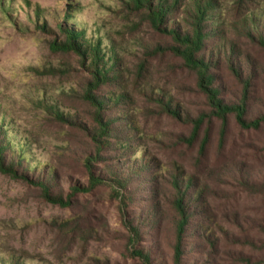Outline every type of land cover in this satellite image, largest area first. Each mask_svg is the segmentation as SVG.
I'll use <instances>...</instances> for the list:
<instances>
[{
  "label": "rangeland",
  "instance_id": "1",
  "mask_svg": "<svg viewBox=\"0 0 264 264\" xmlns=\"http://www.w3.org/2000/svg\"><path fill=\"white\" fill-rule=\"evenodd\" d=\"M73 1L77 28L116 46L117 83L128 98L104 110L85 97L93 81L88 59L60 47L69 38L67 0H0V258L172 264L179 219L173 203L185 193L181 264H264V195L243 188L264 174V126L241 130L232 117L211 115L194 71L168 51L170 39L141 6ZM216 1L226 33L264 66V48L242 36L249 12L264 14V0ZM255 82L261 102H249L248 118L264 114V76ZM224 86L220 97L236 101V83L226 76ZM109 87L92 93L107 98ZM157 89L181 116L161 110L149 96ZM98 111L111 115L113 128L101 149L90 134ZM133 155L137 170L128 161ZM10 165L13 171L4 170ZM27 165L40 168L28 172ZM91 173L105 180L91 183ZM56 194L60 201L52 200Z\"/></svg>",
  "mask_w": 264,
  "mask_h": 264
},
{
  "label": "trees",
  "instance_id": "2",
  "mask_svg": "<svg viewBox=\"0 0 264 264\" xmlns=\"http://www.w3.org/2000/svg\"><path fill=\"white\" fill-rule=\"evenodd\" d=\"M240 1L235 0L236 3ZM67 2L69 4L70 10L68 14L70 16L66 17V19L64 18L63 20L65 21L63 22L65 23V30L69 34V38L66 43H61L60 47L66 51L79 52L84 58L88 59V70L92 72L91 78L93 81L90 83L91 87L85 88V97L97 104L101 109L104 108V110L105 106L120 104L128 96L125 91H122L124 86L117 83L118 79L121 78V69L119 68V56L116 53V46L111 42L109 47H107L106 43L110 42V40L102 39L99 32L96 34V38L91 37L88 39L85 29L79 30L77 28L79 24L70 12L77 8V3L75 4L73 0H67ZM131 3L135 7L141 6L153 26L161 32V35H165L170 39V45L167 47L168 51L178 56L186 66L194 71L196 86L202 92L205 104L211 115L222 121L228 119L230 116L241 130H258L261 126H264V114L259 113L256 117L249 118L247 116L250 113L249 102L252 100L254 104L261 102L255 78L261 79L264 76V66L248 52V49L243 47L244 45H238L236 41L231 39V35L228 32L226 33L216 0H131ZM77 14L74 13V15ZM242 25V29L244 30L242 36L246 34L250 39L259 44L258 46L264 48V32H262L264 29L261 30L260 28L264 27V14L249 12V17L244 19ZM42 28H45V24L42 25ZM105 40L106 43L102 45V41ZM224 73L228 79H232L236 83L238 90L237 96H234L236 101L225 100L220 97L225 87L226 76ZM114 82H116L115 85H113ZM102 86H110L109 88L111 89L113 87V90H110V93L107 94V98L92 93L100 91ZM157 90L158 92L150 90L149 96L155 98L163 105L161 110L175 117L181 116L178 104L173 105L171 97L163 94L160 89ZM106 110L112 111V109ZM104 112L98 111L96 113L95 121L99 124L95 123V127L91 128L95 133H90L94 136V141L101 145L99 149L101 147L105 148L108 145L107 140L101 138L109 137L110 129L113 130L110 120L111 115L109 113L106 115ZM129 116L128 114L124 115L125 118H129ZM60 118H62L61 115ZM193 120L201 121L202 119L198 116ZM132 127L131 125L128 126L129 131ZM2 134L4 135L5 133L2 131ZM137 134L135 133V135ZM131 140L137 142L140 138L132 137ZM2 143L6 147L8 146L10 152L13 153L11 148L13 149L16 146L11 145L9 139L6 138ZM20 144L18 143L17 145L20 146ZM140 155L143 157L141 150ZM0 157H2L1 152ZM17 158L18 160L25 159L24 155H21L19 152L17 153ZM90 158L93 159L91 156ZM128 161L132 162L130 165H132L133 170L140 168L134 155ZM146 162L144 158L141 165H145ZM34 168L39 170L40 166L30 167L27 165L28 172ZM4 170L13 171L12 165H10L9 169L5 168ZM92 174H90L91 183L101 184L105 180L99 174ZM257 174L260 177H256L254 181L250 178L243 188L250 193L264 195V174L260 172H257ZM187 180L188 184H190L191 180ZM121 182L125 184L123 180ZM184 194L181 193L179 196H176V200L173 203L179 219L175 225L172 264L182 263V237L183 232H185L183 226L187 224L189 212L184 202ZM46 196L49 197L48 195ZM51 197L53 201L61 200L60 195L57 194ZM260 232L261 235H264V225H262ZM209 240H213L212 243L216 242L217 244L216 240L214 241L211 238ZM212 260L210 259V263H213ZM5 261L8 264H25V262L17 261L13 258L8 260L0 258V264H5ZM200 261H203V259H200ZM232 264L240 263L236 259Z\"/></svg>",
  "mask_w": 264,
  "mask_h": 264
}]
</instances>
